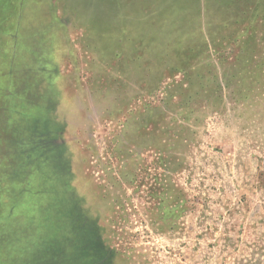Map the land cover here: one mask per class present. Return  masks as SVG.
Segmentation results:
<instances>
[{
  "label": "rangeland",
  "instance_id": "374dc122",
  "mask_svg": "<svg viewBox=\"0 0 264 264\" xmlns=\"http://www.w3.org/2000/svg\"><path fill=\"white\" fill-rule=\"evenodd\" d=\"M6 2L0 264H264V0Z\"/></svg>",
  "mask_w": 264,
  "mask_h": 264
},
{
  "label": "crops",
  "instance_id": "0c3cea01",
  "mask_svg": "<svg viewBox=\"0 0 264 264\" xmlns=\"http://www.w3.org/2000/svg\"><path fill=\"white\" fill-rule=\"evenodd\" d=\"M4 10L8 11H17L19 12L18 19L19 21L16 24H11V26L8 27L10 33H17L20 34L21 30V36L24 37L25 34L23 33V30L25 32H28L26 34L34 35V38L31 39H24L25 42H34V43H43V44H51L56 41L54 39V32L56 29H53V21L62 22L64 21L63 15H65V12L67 11V14L69 16V11L75 10V0H12V2L5 3L4 4ZM46 11L47 14L43 15V21H45L44 26L41 30H39L37 33H32L31 27L28 26L26 28L20 27V23L24 22V20H29V15L23 14L24 11ZM70 21V20H69ZM62 24L65 25L63 22ZM23 25V24H22ZM20 27V28H19ZM59 40V39H58ZM63 46L65 47L66 51H69L71 43H74L76 38L75 34L72 32V34H69V31L66 29L63 31L62 39ZM59 46H54V49H57ZM47 48V47H46ZM59 56V59L53 60L51 56L48 58L47 56H44L43 58H31L28 60L27 66H33L38 67L41 69H49L51 67L56 66H65L66 65V57L63 54H57ZM46 59L51 62L49 65L46 62ZM49 71V70H48ZM48 71H45L47 73Z\"/></svg>",
  "mask_w": 264,
  "mask_h": 264
},
{
  "label": "trees",
  "instance_id": "16d2710c",
  "mask_svg": "<svg viewBox=\"0 0 264 264\" xmlns=\"http://www.w3.org/2000/svg\"><path fill=\"white\" fill-rule=\"evenodd\" d=\"M208 0H207V2H206V5L208 6ZM136 145V144H135ZM156 144H154V146H155ZM161 159H164V157H161ZM166 160H168L167 158H166ZM175 164H177L178 162H174ZM172 169H175V168H172ZM150 211V210H149ZM147 217H150V219H152L153 220V212H149L148 214H147Z\"/></svg>",
  "mask_w": 264,
  "mask_h": 264
}]
</instances>
